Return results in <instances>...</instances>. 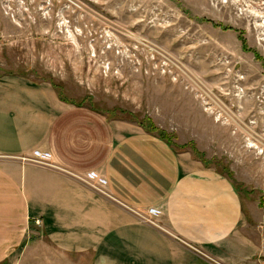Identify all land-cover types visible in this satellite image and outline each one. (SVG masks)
Returning a JSON list of instances; mask_svg holds the SVG:
<instances>
[{
    "label": "rangeland",
    "instance_id": "rangeland-1",
    "mask_svg": "<svg viewBox=\"0 0 264 264\" xmlns=\"http://www.w3.org/2000/svg\"><path fill=\"white\" fill-rule=\"evenodd\" d=\"M16 75L214 167L253 243L233 257L264 264V0H0V76ZM193 250L189 264H224Z\"/></svg>",
    "mask_w": 264,
    "mask_h": 264
},
{
    "label": "crops",
    "instance_id": "crops-1",
    "mask_svg": "<svg viewBox=\"0 0 264 264\" xmlns=\"http://www.w3.org/2000/svg\"><path fill=\"white\" fill-rule=\"evenodd\" d=\"M244 218L233 183L190 150L0 76V264H189L193 249L242 264Z\"/></svg>",
    "mask_w": 264,
    "mask_h": 264
},
{
    "label": "trees",
    "instance_id": "trees-1",
    "mask_svg": "<svg viewBox=\"0 0 264 264\" xmlns=\"http://www.w3.org/2000/svg\"><path fill=\"white\" fill-rule=\"evenodd\" d=\"M61 98H64V97H62L61 95H59ZM70 102H72L71 100H70ZM79 104V103H78ZM143 124V123H142ZM145 125V124H144ZM143 126V125H142ZM146 127V126H145ZM146 129H148L149 131H158V135L161 137V138H163V137H166L167 136V134H165V133H163V131H161V130H158L156 127H153V126H149L148 128L146 127Z\"/></svg>",
    "mask_w": 264,
    "mask_h": 264
}]
</instances>
